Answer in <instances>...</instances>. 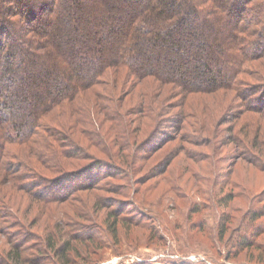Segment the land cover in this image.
Returning a JSON list of instances; mask_svg holds the SVG:
<instances>
[{"label":"rangeland","instance_id":"374dc122","mask_svg":"<svg viewBox=\"0 0 264 264\" xmlns=\"http://www.w3.org/2000/svg\"><path fill=\"white\" fill-rule=\"evenodd\" d=\"M125 1L78 0L66 10L64 27L51 35L71 46L96 41L100 27L90 20L95 11L103 10L115 29L103 34L98 47L102 55L109 54L125 28L121 17L133 13V3ZM11 5L18 9L16 1ZM41 14L44 20L50 17ZM215 18H194L192 30L185 33L186 50L180 49L183 59L205 60L203 41H209L208 51H215L219 39H211L209 27L218 36L229 33L222 27L225 20ZM252 68L264 73V58ZM106 80L96 94L122 112V125L115 129L96 99L98 116L89 112L70 117L80 119L72 132L78 145L72 147L76 158L61 161L70 172L104 163L107 170H97L86 182L100 181L103 174L97 188L44 205L0 174V204L8 203L23 217L25 230L33 235L22 251L25 257L46 259L51 251L45 240L53 232L56 246L65 240L79 248L73 252L78 264H264V217L253 221L254 212L264 209V115L245 112L240 96L233 92L192 95L185 102L181 87L156 80L141 85L123 70L111 71ZM92 117L99 118L101 128L87 124ZM81 124L89 126L90 136L82 133L84 127L79 129ZM95 132L105 137L100 144L90 138ZM27 149L14 148L21 154ZM33 163L40 167L37 158ZM71 234H86L91 241L71 240ZM13 241L11 232L0 233V255L13 249Z\"/></svg>","mask_w":264,"mask_h":264},{"label":"trees","instance_id":"16d2710c","mask_svg":"<svg viewBox=\"0 0 264 264\" xmlns=\"http://www.w3.org/2000/svg\"><path fill=\"white\" fill-rule=\"evenodd\" d=\"M13 1L17 2V10L11 7ZM75 2L78 0L0 3V174L35 201L50 205L71 200L81 191L97 188L104 180L99 174L100 181L86 183L97 170H107L102 162L70 172L61 161L74 158L72 147H78L72 132L78 129L80 119L70 121V117L89 112V116H98L96 99L101 100V113H106L113 127L119 129L122 125V112L103 103L95 90L107 85L106 78L113 70H123L141 85L156 80L164 86L181 87L179 94L185 102L192 95L233 92L240 96L245 112L264 115V106H257L264 103V73L252 68L255 61L264 58V0H126L133 3V13L121 17L125 28L106 55L98 46L108 35L106 31L114 27L109 25L110 15L103 10L95 11L90 20L100 27L101 36L96 41L71 46L51 35L64 27L66 10L74 8ZM41 13H48L49 19L44 20ZM203 16L225 20L222 27L229 33L218 36L215 28L209 27L211 39H219L215 51H208L210 43L203 41L200 48L208 54L206 61L183 59L180 49L186 50L185 33L192 30L194 18ZM42 19V23H34ZM98 119L92 117L87 124L101 128ZM86 126L81 124L79 129L84 127L82 133L90 136ZM102 135L95 132L90 138L100 144V139L105 140ZM14 148L28 149L21 154ZM34 158L40 167L33 163ZM74 182L80 184L74 186ZM261 217L264 209L254 212L253 221ZM4 232H11L14 241L13 249L0 255V264H78L73 252L79 248L73 249L65 240L56 246L53 232L45 240L51 251L46 259L25 257L22 251L33 235L25 230L24 218L8 203L0 204V233ZM113 232L117 234V229ZM84 236L72 235L71 240L82 242ZM84 238L91 241L90 236Z\"/></svg>","mask_w":264,"mask_h":264}]
</instances>
